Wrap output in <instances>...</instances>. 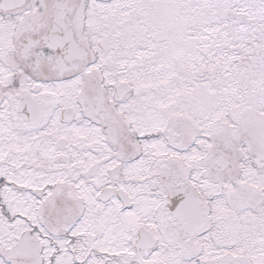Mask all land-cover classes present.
Returning a JSON list of instances; mask_svg holds the SVG:
<instances>
[{
    "label": "snow or ice",
    "instance_id": "6c2138e0",
    "mask_svg": "<svg viewBox=\"0 0 264 264\" xmlns=\"http://www.w3.org/2000/svg\"><path fill=\"white\" fill-rule=\"evenodd\" d=\"M0 264H264V0H0Z\"/></svg>",
    "mask_w": 264,
    "mask_h": 264
}]
</instances>
